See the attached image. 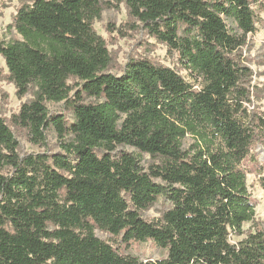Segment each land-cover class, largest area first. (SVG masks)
<instances>
[{
    "label": "trees",
    "instance_id": "trees-1",
    "mask_svg": "<svg viewBox=\"0 0 264 264\" xmlns=\"http://www.w3.org/2000/svg\"><path fill=\"white\" fill-rule=\"evenodd\" d=\"M258 2L116 0L133 30L177 54L190 82L145 58L109 72L93 23L110 1L20 0L7 27L17 38H0V57L16 96L32 99L10 124L42 147L52 126L63 153L20 156L0 117V264H264V223L243 169L252 147L264 149V114L248 108L252 72L240 58ZM47 103H63L73 121ZM161 197L170 207L144 220ZM95 231L167 256L140 261Z\"/></svg>",
    "mask_w": 264,
    "mask_h": 264
},
{
    "label": "rangeland",
    "instance_id": "rangeland-1",
    "mask_svg": "<svg viewBox=\"0 0 264 264\" xmlns=\"http://www.w3.org/2000/svg\"><path fill=\"white\" fill-rule=\"evenodd\" d=\"M31 1V0H23ZM113 4V8L105 9L99 21L93 23V30L106 43V47L111 56V67L109 72L120 76L125 65L130 58H145L154 63L161 64L175 70L186 81L192 82V78L185 66L180 62L176 53H169L167 48L157 43L153 38L148 37L139 30H133L130 25L124 3L117 4L116 0H106ZM214 2L215 0H206ZM20 0H0V38L4 41L17 38L15 32L8 33L7 27L12 23L13 17L19 6ZM116 5V7H115ZM253 11L257 18L256 32L247 37L246 45L241 48L240 58L242 66L247 67L252 72L250 78L251 105L249 110L264 114V0L253 6ZM227 26L232 29L231 22ZM32 99V94H27L23 98L16 96L14 85L8 80V71L4 60L0 57V117L6 122L19 144L18 153L20 156L30 154L46 153L54 155L63 153L59 139L50 126L46 130V144L44 147L33 145L27 131L12 127L10 124L13 115L18 114L22 104L28 103ZM93 101L85 99V102ZM47 108L52 116L63 115L69 122L73 121L71 111L67 110L63 103H47ZM194 140L187 136L183 140V148L188 149ZM135 155L138 152L129 148H118ZM148 156L141 157V165L147 168L151 164ZM246 170V186L250 199L254 204V220L264 223V149L260 145L252 147L249 158L243 163ZM170 207L169 202L161 197L158 202L148 211L142 213V218L149 222H157L161 215ZM245 232L252 228L251 223L243 225ZM95 236L104 242L114 244L115 240L109 235L100 231H95ZM241 238L231 237L234 243ZM114 248L119 249L123 255L138 258L140 261H157L167 256V251L156 247L152 242L132 243L127 250L117 243ZM117 245V246H116Z\"/></svg>",
    "mask_w": 264,
    "mask_h": 264
}]
</instances>
